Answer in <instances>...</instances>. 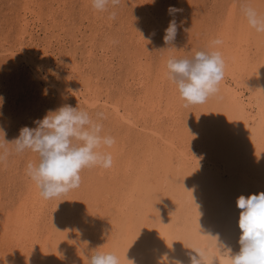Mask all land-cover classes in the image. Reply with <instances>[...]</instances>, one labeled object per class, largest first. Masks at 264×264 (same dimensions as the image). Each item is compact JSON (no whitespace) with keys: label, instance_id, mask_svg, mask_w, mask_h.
<instances>
[{"label":"rangeland","instance_id":"374dc122","mask_svg":"<svg viewBox=\"0 0 264 264\" xmlns=\"http://www.w3.org/2000/svg\"><path fill=\"white\" fill-rule=\"evenodd\" d=\"M83 1L82 0H0V97H3V101H4L2 106H0V130H3V132L5 133V137H3V134L0 133V142H3L4 138L5 141L8 143L14 142L17 138H19L20 130L22 128L24 127L35 128L36 124L34 123V121L42 120L50 110L54 111L60 108L61 106H63L61 96L59 95V93L56 92L57 90H55V88L52 86L53 82L59 85L65 84L68 86H74L76 84L81 85L84 89L83 92L87 93V96H89L90 100H92V98L93 99L95 98L96 100L99 99L101 101L109 100L108 102L110 104L114 105L117 103L119 104L118 106H120L121 109L125 111L126 109L127 110L133 109L134 111H138L139 108H137L136 100H138L139 97L145 96L146 95L145 91L148 92L149 89L150 91L153 88L155 89L154 85L157 84L159 78V76L157 75L160 74V70H161L160 68H162L161 65L164 64V59H163L164 55L161 56V54L165 53V48L167 44L165 43L164 38H162L157 31L155 33L156 38L154 39L155 42L153 46H151L147 51L148 55L146 54V56L142 58L143 61L142 63L145 62L144 65L141 63L142 66L145 67L147 66L150 68L151 66H153V68L149 70V68L146 67L147 69L146 74L142 75L141 72L139 73L140 64L138 58H136L135 53L138 47L137 42L140 40L139 38L143 33L141 30L143 26L142 25L140 26L141 24V16L139 15L140 9L139 6L136 5V3L139 2L138 4H142L143 0H137L138 2H136V0H121V4L117 8L110 9L106 13L105 12L97 13V11H95L92 8L90 1L88 0H83ZM181 1L182 0H158L157 5L159 6L158 8L161 11L160 12L158 10L159 19L163 18L162 20L164 21L165 19L169 18V20L168 19L165 20L166 22H169L168 24H170V22L173 21L174 19H175L174 21H177L178 19L184 21L186 20L184 23H181L184 25H179L180 30L177 29L178 34L177 33L176 34L179 35V37L181 35L182 36L184 35L183 37L181 36L180 38L182 39L181 41L184 43L187 40H189L187 41V44L188 43L191 44L195 48V51L206 49L212 41L217 39L219 40L224 39L221 40L222 41L221 45H223L225 40L227 39V41H229V52H230L229 54L234 58L242 57L246 59L244 60V62L246 61V68L247 67L248 68L246 69V80L243 86L246 92V97L248 98L251 96L253 99H255L259 95L260 86L263 83L262 81L264 80V36H263L264 34L257 33L255 30H252V28L247 24L246 19L241 11V5L243 0H187V2L186 0H184V2L188 5L186 8L182 7L183 9L181 8L182 6ZM250 3L254 7H256L258 11L264 13V7H263L264 0H250ZM170 8L178 9L179 13L178 11L175 13H170L169 12ZM26 10H28L30 13ZM111 11H115L116 13L114 19L109 18ZM32 13L34 14L32 15ZM160 14H162V16L166 15L167 18L166 16L161 17ZM25 19L27 20V22ZM241 19L244 20L242 21ZM238 20L239 22H237ZM29 23L31 24L29 25ZM25 25H27L28 27ZM89 27L92 29H89ZM130 27L133 28L136 27V28H134L131 31ZM214 27H215V31H213ZM21 32H24L25 34L24 33L21 34ZM81 32L84 33L86 36L83 35ZM102 34L103 36H101ZM245 36L248 37L249 41L247 40V38H245ZM92 37L94 40L91 39ZM188 37L190 39H187ZM229 38L234 39L233 40L234 42ZM82 41H84V43ZM260 41L262 42L261 44H259ZM85 42L86 45L83 46ZM245 42L247 43L245 44ZM22 45H24L23 48L26 50V52L31 54L36 59H39L43 52V49L45 50V56H47V58L49 59L50 64L47 65V69L43 71L45 72V76H46L45 79L47 78L49 82L47 81L44 82L45 80L43 79L44 76L43 78L39 77L40 71L37 75H35L33 73V70L25 62H19L17 58L11 57L12 52L16 51L17 53V51L21 48ZM260 45L262 46V48H260L261 47ZM154 46L158 52L155 51ZM179 46L180 45H178L176 50L178 51L179 49V51L181 52H179L177 57L178 56L183 57L185 55L190 56L195 52L194 50L188 49L185 46L183 47L180 46L183 49L185 48L184 51ZM242 46L244 47L241 48ZM86 47L88 48L90 47L89 48L90 50L88 48L87 50ZM125 47L127 48V50L124 49ZM242 50L244 51L246 50L245 53L242 52ZM153 51L155 52L153 53ZM93 53L97 55V56L95 55L96 59L95 58L93 59L94 57ZM133 53L135 57L131 56L133 55ZM156 54L158 55L155 58ZM89 55H91V57ZM105 59L107 61H105ZM89 60L91 63L89 62ZM151 62H153V65ZM79 65L81 68L78 67ZM153 69H155L156 71ZM152 70L154 71L153 74L151 73ZM138 73L142 75L141 79L138 78L140 77ZM140 80H142V82L145 81L143 87L140 86V84H142ZM134 82L135 84H133ZM149 83H151L150 86ZM128 84L130 87L128 86ZM165 90H163L164 93L170 91L168 89ZM166 94H168V92ZM165 98L164 100L166 102L167 97ZM119 100L121 102H118ZM178 103L179 104L181 103L179 107V112H180L179 124L183 125L181 128L179 127L181 131L183 129L181 136H177L178 134L176 135V139L178 140V141L176 140L177 141L176 143L178 146L179 145L181 146L179 147V149L181 148L182 150L186 149V151H188L189 154H194V151L195 153L197 152L198 155L202 154L203 152L209 154H215L213 156L216 158V160L219 161L222 159V157L225 158L226 153H228L227 156H231L232 153V157L230 160H233V157L236 156V152L234 153L233 151L234 147L230 145V147L228 148V146L223 145L222 142H219L220 144H217L218 141H221L220 135L213 136L212 134L210 136L211 138H200V132L198 131V127H197L198 123L196 122L199 121L198 118L201 119L203 116L205 117L207 116L208 119L206 120L208 122H211V120H213L212 117L215 114V111L213 110V106L208 104L211 107V108L209 107L208 109L206 108L208 107L207 103H205L198 106L195 105V106L184 107L185 102L181 98L178 101ZM66 104L71 105L72 107L81 106L80 109L88 111L93 116H95L96 113H102L103 114L102 122L104 124L105 133L113 136L117 142V145L115 143L113 148L110 149L111 154L113 156V166L111 168L85 169L81 174L82 184L78 189L70 191V193H67L66 195L58 199L47 200L44 211H42V214H38L40 217L38 215L34 217V219L38 220L37 223L39 224V225L37 224V227H39L37 228L38 231H36L38 241L35 247H39V246L41 247V251L44 252L43 253L44 258L35 255L33 256V261L35 259H39V260L41 259V261L43 260L42 261L43 264H88L87 257H89L92 254V252L97 250L99 247L104 246L101 250L107 252L106 246L109 241L108 234L113 228V224H118L120 221L118 218H116V216L120 214V212L123 209L120 206L123 203L122 201H124V198H126L127 194L132 190L131 187L129 186L130 181L132 178H135L134 177L135 175H133L131 170L126 166L127 164H125V161H128V159L138 160V156L140 159V155L141 157H143L144 155L146 157L149 154V152H153V149L155 150V152H158L155 149L158 146L160 147L161 151L164 149V144H161L163 142L159 143V141H157L159 139H155L150 134L151 129L155 126V123H157L155 119L156 117H154L155 114L154 115L149 114L147 116L143 115V117L141 116L137 123L138 125L143 124L144 127L143 125L141 126L139 125L138 128L135 127L134 125H129L123 122L119 123V121L115 119L116 118L115 115L111 113L113 111L111 107L104 108L103 105L101 104L100 107L102 108H100L98 105L97 107L87 106L88 107L87 109L86 108L83 109L84 106L81 104L80 101L78 102L77 100H74V97L69 99V101ZM128 106H130L131 108ZM133 106H135L136 108ZM164 106L165 105H163V107ZM196 111L197 112L200 111L199 114L196 113ZM189 112L194 114L190 115ZM147 118L150 119L148 120ZM116 120L118 122H116ZM140 120L141 121L143 120L142 121L143 123ZM151 122H153L154 124H152ZM256 122L257 121L250 120L249 127L251 128V130H254L256 128L257 126ZM150 123L152 124V126ZM190 125L192 126V128H194V130H192V133H195V135H193V137L195 138L188 135L189 131L188 128L186 127ZM160 126L161 127L159 128L162 131L164 129V131H166L167 134L170 133V129L168 130L167 128L170 127V125H168L167 123L164 124L163 122L161 123ZM131 135L133 136V138ZM137 137H139L140 139H138ZM139 142L142 144L140 145ZM221 144H222L221 146L222 148L220 147ZM143 145L144 147H142ZM135 147L136 148L139 147V149L136 150ZM6 148L8 149L9 154L4 160H0V222H1L0 240L1 241H4L3 238L4 233L9 234L10 231L8 232V230L12 231V228L11 227L9 228V226L10 224L13 225L14 222L18 221L17 220L19 219L18 215L19 214L21 215V211L23 212V215L27 217L25 215L27 213H25V211L23 210L30 208L29 207L30 204L34 201L33 192L36 190L35 188L37 187L26 176L25 168L29 161L38 162L39 159L37 154L32 153L30 151H26L21 154L15 153L13 145H6ZM131 148L132 150H130ZM150 149H152V151H149ZM217 150L221 151L220 154L215 153ZM230 150L232 152H230ZM137 151H139L138 154ZM172 159L174 161L173 162L174 165L180 166L179 158L175 154L173 155ZM122 161L124 162V164ZM139 161H137V163ZM150 161L152 162L153 160L151 159ZM150 161L147 162L149 163L147 164V166H149L151 169H156V168L159 169V167H157L159 166V161H157V158L155 159V161L152 162L154 165ZM186 170H188V167ZM186 170L184 171L183 168L180 169L179 171L182 172L180 173V175L178 173L176 174L172 173L174 175L172 176V180L178 181L181 178L182 180L187 178L188 176ZM189 171L190 170H188V174ZM184 174L186 175L184 176ZM155 182L152 181V183ZM28 183L30 184L33 183V184L30 185ZM149 184H151L150 181ZM156 184H158V182ZM159 184H161V182H159ZM29 185L31 186V188ZM28 190L30 193L28 192ZM141 190H142L141 196H140V192L135 195L138 199H136V197L135 198L133 197L132 199L133 201L131 200V202L129 201L128 203L125 202L126 205L129 204L127 205V212L128 211L130 212L133 209L135 212V210L137 209L136 207L139 206V205L135 206L137 204V201H140L139 197H142V193H143V197L145 195L144 188H141ZM255 194L258 195V193ZM144 201L146 200L144 199ZM154 202L156 203V201L153 200L149 201L148 207L151 208V211H153L152 213L160 214L163 211V208L158 203L154 204ZM133 205L135 206L134 208L132 207ZM39 206L40 205H38V207ZM68 207L69 208L71 207V209L69 210ZM106 210L109 212H107ZM27 211L28 210H26V212ZM68 211L69 212L71 211L70 214ZM128 217L127 218L125 217L126 219L125 225L127 226L123 227L124 229L123 232H125L126 229L128 231L129 228V232H132L134 234L130 236L126 234L125 238L124 236L123 238L126 239L127 237H129L128 238L129 240L127 241L130 246L125 245L126 247L124 251V245L120 244L121 242L120 240L122 238L120 240L118 238L121 237L118 234L122 232V228L121 230L119 228L118 230L115 231L116 235L113 234L115 235L113 236L114 237L113 246L116 248H112V250L119 249L121 253H123V255L124 253H126L129 259L135 258L134 260L136 264H138L137 260L138 259L140 260L141 258L144 261L143 263H139V264H151L152 252H150L149 249H146L145 244L147 242H145L144 247H142L140 244L136 242L137 240L134 241L136 238L139 237L138 232L140 228L138 229V227L135 226L137 220L131 218L130 216ZM158 218L155 217L153 219L154 222L151 221L148 223L154 224L157 222ZM5 225H7L8 227L6 228ZM6 239L8 240V238ZM6 239L4 244H2V242L0 241V247L2 246L6 248L9 247L8 244L10 245L11 239L8 240L9 242H6ZM151 239L152 237L150 238V241L147 244L148 245L151 244L152 246L154 243L152 242ZM129 241L131 243L133 241V245ZM34 264L36 263L34 262Z\"/></svg>","mask_w":264,"mask_h":264},{"label":"bare ground","instance_id":"6f19581e","mask_svg":"<svg viewBox=\"0 0 264 264\" xmlns=\"http://www.w3.org/2000/svg\"><path fill=\"white\" fill-rule=\"evenodd\" d=\"M88 1L91 2V0H88ZM136 2H138V1L136 0ZM157 2H158V0H143L142 4H138L139 2L136 3V5L139 6V9H140L139 10L140 11L139 15L141 16L140 26L141 25L143 26L141 29L143 33L139 38L140 40L139 41L137 40L138 45L137 44L136 45L138 47L136 49L135 55H136V58H138V61L140 64L139 73L141 72L142 75L147 73V69H146L147 66L146 67L142 66V64L144 65V63H145V62L142 63L143 62L142 58L146 56L149 48L151 46H153V44L155 42L154 39L156 38L155 33L158 31L160 36L162 38H164L165 30L169 27L168 26L169 22L165 21L167 19L169 20V18H167L166 15L165 16L167 19H165L164 21L162 20L163 18H161V17H165V16H162V14H160L161 19H159L158 10L160 11V9L158 8L159 6L157 5ZM181 2H182L181 8L182 7L186 8L188 4H186L184 2V0H182ZM186 2H187V0H186ZM185 4H186V6H185ZM85 7H88V6H85ZM26 11H28V10H26ZM178 13H179V11H178ZM33 14L34 13H32V15ZM101 19H103V18H101ZM241 20L243 21L244 19H241ZM139 21H137V22H139ZM185 21L180 20V19L175 21L176 27L178 30H180L179 25H184L181 23H184ZM26 22H27V20H26ZM237 22H239V20ZM30 24L31 23H29V25ZM131 24H132V22H131ZM136 24H139V23H136ZM225 24H227V23H225ZM25 26H27V25H25ZM135 26H137V25H135ZM130 28L132 31L136 27H134V28L130 27ZM79 29H82V28H79ZM79 29H78V31H79ZM89 29H92V28L89 27ZM249 30H250V28H249ZM33 31H34V29H33ZM100 31H101V29H100ZM213 31H215V27H214ZM27 32H28V30H27ZM43 32H44V30H43ZM82 32H83V30H82ZM134 32H135V30H134ZM22 33H24V32H21V34ZM133 33H132V35H133ZM176 33L178 34V32H176ZM82 34L85 35L84 33H82ZM95 34H93V35H95ZM177 34L175 35L174 40L167 44V46L165 48V53L161 54V56L164 55V58H163L164 64L161 65L162 66V68H160L161 70L158 68L160 70V74L158 72L159 75H157V76H159V78H158L157 84L154 85L155 89L153 88L151 91L149 89L148 92L145 91L146 95L143 97H139L138 100H136L137 103L136 102L135 103L137 105V108H139L138 111H134L133 109L132 110L126 109V111H125V110L121 109V107L118 106L119 104H117V103L114 104L116 106L110 104L108 102L109 100L108 101H101L99 99L96 100L95 98L94 99L92 98V100H90L89 96H87V93L83 92L84 89L81 85L76 84L74 86H68L65 84L59 85L57 83L51 82L52 86L55 88V90H57L56 92L59 93V95L61 96L63 105H65L69 101V99H71L72 97H74V100L81 102V104L84 106V107L82 106L83 109L84 108L87 109L88 108L87 106L97 107L99 105V107H100V105L102 104L104 108L111 107L113 109V111L111 113H113L115 115V117H116L115 119H117L119 121V123L123 122V123L129 124V125H134L135 127L139 128L140 124L138 125L137 122L141 116L143 117V115L147 116L149 114H153V115L155 114L154 117H156L155 119H156L157 123H155V126L152 128L154 130L151 129L150 134L155 139H159V140H157V141H159V143L163 142L161 144H164V149L161 151L160 147L158 146L159 148L158 147L155 148L158 152H155V150L153 149V152H149V154L146 157H145V155L143 157H141V155H140V159H139V156H138V160L133 159L136 161L129 160V159H128V161H125V164H127L126 166L131 170L133 175H135L134 176L135 178L131 179L129 186L131 187L132 190L127 194V197L125 196L126 198H124V201H122L123 203L120 205L123 209L120 212V214H118L116 216V218H118L120 221L118 224H113V228L111 229L110 233L108 234L109 237L107 236L109 238V241H108L107 246H106V251L112 252V253H115L116 255H118L120 257L121 264H128L127 259H129V258H128L126 253H124V255H123V253H121V251L119 249H115V250L113 249L112 250V248H116L113 246V240H114L113 236L116 235L115 234L116 230H118L119 228L121 230V228H122V232H120L119 234L117 233L118 235L121 236V237H118L119 240L122 238L120 240L121 241L120 244L124 245V251H125V247H126L125 245L130 246L128 241H127V240H129L128 239L129 237H127L126 239H124V238H125L126 234H128L130 236L134 233L129 232V228H128V231L126 229L127 232L126 231L123 232V230H124L123 227L127 226V225H125L126 224L125 223V220H126L125 217L127 218L128 216L136 219L137 221H136L135 226H137L138 229L140 228V230L138 232L139 237L136 238L134 241L137 240L136 242L138 244H140L142 247H144L145 242L148 243L150 241V238L152 237L151 240L154 244L152 246H151V244L150 245H148L147 243L145 244L146 249H149V251L152 252L151 264H161V260L164 256H167L169 261L180 260L183 262V264H190L189 254L191 253L194 255L195 253L191 249H187V248H192V247L201 248V249L206 250V252H207V264H224V259L220 256V254L218 252L217 245L224 244V245L231 247L233 250V254L238 253L240 250L239 238H240L242 233H241V230L239 228V218H240V213L242 210L240 208H238V205H237V201H238L239 197L244 196L245 198H248L252 195H257L255 193H258V195L260 193H264V80L262 81L263 83L260 86L259 95L255 99H253L251 96L247 98L246 92H245L244 86H243L245 84V80H246V69L248 68V67L246 68V61L244 62V60H246V59H244L242 57H235L234 58L233 56H231L229 54L230 53L229 52V41H227V39H226L224 44L219 46V50L222 52L224 59H225L224 79L221 82L219 93L216 96L211 97L208 100V102H207L208 107L205 106L208 109L210 107L209 105L213 106V110L215 111V114L212 117L213 120H211V122H208L206 120V119H208L207 116L206 117L203 116L201 119L198 118L199 121H197L196 123H198L197 127H198V131L200 132V138H211L210 136L212 134H213V136L214 135H220L221 141H218L217 144H220L219 142H222L223 145L228 146V148L230 147V145H232L234 147L233 148L234 153L236 152V156L233 157V160H230L232 157V153H231V156H227L228 153H226L225 158L222 157V159L219 161V160H216V158L213 156L215 154H209V153L203 152L202 154L198 155V153L197 152L195 153V151H194V154H189L188 151H186V149L185 150H182V148L179 149V147H181V146L180 145L178 146L176 143L178 141L176 139V135L178 134L177 136H181V133L183 131V129H182V131L179 129V127L181 128L183 126V125L179 124V115H180L179 107H180L181 103L179 104L178 101L180 100V96H179V93L177 92V90L174 88V85L169 81V79L167 77L166 64H167V60L170 56H176L177 57L179 52H181V51H179V49H178V51L176 50L178 45H180L182 47L185 46L186 48L194 50V51H195V48L191 44H189V43L187 44V41H189V40H187L186 42L183 43L181 41L182 39H180L182 35L179 37V35H177ZM249 34H251V33H249ZM101 36H103V34ZM246 36H247V34H246ZM246 36H245V38H247V40H248V37H246ZM189 37L187 39H190ZM241 38H243V37H241ZM251 38H253V37H251ZM91 39H93V37ZM229 39H231V38H229ZM84 40H85V38H84ZM221 40H224V39H221ZM231 40L233 41L234 39H231ZM32 41H33V38H32ZM121 41H123V40H121ZM235 41H237V40H235ZM82 42L84 43V41H82ZM83 43H82V45H83ZM111 43H112V41H111ZM246 43L247 42H245V44ZM261 43L262 42L260 41L259 44H261ZM85 45H86V42L83 46H85ZM122 45H124V44H122ZM23 46L24 45L21 46V48L17 51V53H16V51L12 52L11 57L17 58L19 62H25L33 70V73L35 75H37L40 71L39 77L43 78V76H44L43 79H45L46 76H45V72L43 70H46L47 65L50 64L49 59L47 58V56H45V50L43 49V52H42L40 58L36 59L31 54L26 52V50L23 48ZM197 46H198V43H197ZM182 47H180V48H182ZM243 47L244 46H242L241 48H243ZM87 48L88 47H86V49ZM169 48H175V49H169ZM260 48H262V46ZM124 49L127 50L126 47ZM154 49H155V46H154ZM155 51H157V49H155ZM155 51H153V53ZM239 51H237V52H239ZM245 51L242 50V52H244V53H245ZM130 52H131V49H130ZM188 52H189V50H188ZM126 53H129V52H126ZM9 55H10V53H9ZM95 55L96 54H94L93 59L95 58ZM157 55L158 54H156V56L154 55L155 58L157 57ZM184 55H185V52H184ZM89 56L91 57V55H89ZM131 56H134V53ZM185 56H183V57H185ZM250 56H252V55H250ZM245 57H247V56H245ZM178 58H179V56H178ZM105 61H107V60L105 59ZM89 62H90V60H89ZM76 63H74V64H76ZM108 63H109V61H108ZM132 63H133V61H132ZM151 63L153 65V62H151ZM248 64H250V63H248ZM154 65H155V63H154ZM109 66H107V67H109ZM78 67H80V65ZM147 68H149V70H151L153 68V66H151V68L150 67H147ZM104 69H106V68H104ZM74 70H76V69H74ZM153 70H155V69H153ZM153 70L151 71L152 74L154 72ZM159 70H157V71H159ZM142 75H140V77H138V75H137V77L139 79H141ZM88 79H91V78H88ZM46 81L49 82V80H47V78L44 80V82H46ZM140 81L142 83V84H140V86L143 87L145 81L144 82H142V80H140ZM75 83H76V81H75ZM153 83H154V81H153ZM133 84H135V82ZM150 85H151V83H149V86ZM128 86H129V84H128ZM132 88H133V86H132ZM165 89L170 90V91H167L168 94H166L167 92L164 93L163 90H165ZM105 90H106V88H105ZM50 93H52V92H50ZM134 93H135V91H134ZM250 93H251V91H250ZM253 93H254V91H253ZM118 97H119V95H118ZM165 97H167L166 102L164 100ZM118 102H121V101L119 100ZM163 105H165V106L163 107ZM125 106H124V108H125ZM128 107H130V106H128ZM133 107H135V106H133ZM100 108H102V107H100ZM191 109H193V108H191ZM180 110H181V108H180ZM199 112L196 111V113H198V114H199ZM191 114H194V113H190V115ZM147 119L149 120L150 118H147ZM111 120H112V118H111ZM117 120H116V122H118ZM250 120L257 121L256 122L257 126L254 130H251V128L249 127ZM160 121H163L164 124L167 123L168 125H170V127H167L168 130L170 129V133L167 134L166 131H164V129L162 131L159 128V127H161L160 126L161 123H163ZM151 123L154 124L153 122H151ZM152 124H151V126H152ZM141 125H143V124H141ZM151 126H149V127H151ZM143 127H144V125H143ZM146 127H148V126H146ZM164 127H166V126H164ZM186 128H188V131H189L188 135L193 137V135H195V133H192V130H194V128H192L191 125L186 127ZM140 131H142V130H140ZM143 133H145V132H143ZM132 138H133V136H132ZM137 138L140 139L139 137H137ZM193 138H195V137H193ZM229 138H230V140H229ZM215 141H217V140H215ZM151 142H153V141H151ZM193 143H195V142H193ZM141 144L142 143H140V145ZM116 145H117V142H116ZM144 145L142 147H144ZM181 145H183V144H181ZM221 146H222V144L220 145V147ZM188 147H189V145H188ZM137 149H139V147L136 148V150ZM130 150H132V148ZM142 150H145V149H142ZM215 150H216V148H215ZM149 151H152V149H150ZM138 152L139 151H137V154H138ZM147 152H148V150H147ZM220 152H221L220 150H217L215 153L220 154ZM230 152H232V151L230 150ZM113 153H116V152H113ZM119 154H117V155H119ZM137 154H136V156H137ZM174 154L179 158L180 166H176L173 164L174 161L172 158H173ZM115 158H116V156H115ZM156 158H157V161H159V166H157V167H159V169H157V168L151 169L149 166H147V164H149L147 162L150 161L151 159L153 161H155ZM137 161H139V162L137 163ZM131 162L133 165L131 164ZM177 162H178V160H177ZM134 163H136V164H134ZM123 164H124V162H123ZM187 167H188V170H190L189 174H188V170H186ZM138 168L140 171L138 170ZM182 168L184 171L186 170L188 177L185 178L184 180H182V178H181L178 181L177 180L173 181L172 176H174V175L172 173H175V174L178 173L180 175V173H182V172L179 170ZM185 175L186 174H184V176ZM191 180H193V181H191ZM149 181L152 185L149 184ZM152 181L153 182L157 181L158 184H159V182H161V184L163 186L161 184H159V185L156 184L157 182L152 183ZM28 184H30V183H28ZM32 184H30V185H32ZM30 188H31V186H30ZM141 188H144V194H145L144 197H143V193H142V197H139L140 198L139 200L142 202L137 201V204L135 206H137V205H139V206L136 207L137 209L135 210V212H134V209L130 212L129 211L127 212V205H129V204L126 205L125 202L126 203H128L129 201L131 202L133 197L135 198L136 197L135 195L138 194L139 192H140V196H141V192H142ZM35 189H36L35 190L36 192L35 191H34L35 193L33 192L34 198L32 197L34 199V201L32 200L33 202L30 204V206H29L30 208L23 210V211H25V213H27V214H25L27 217H25L23 215V212L21 211V215L20 214L18 215V217H19V219H17L18 221L15 220L16 222H14L13 225L10 224V226H9V228L10 227L12 228V231L5 229V230H8V232L9 231L10 232H9V234L4 233V235H3L4 241H1V240L0 241L2 242V244H4L5 239L8 238V240L11 239L10 240L11 242H10V245L8 244V246H9L8 248L3 247V246L0 247V264H34V262L36 264H43L42 263L43 260L41 261V259L39 260V259L34 258L35 260L33 261V256H35V255L36 256L38 255V256L44 258V256H43L44 252L41 251V247L40 246L35 247V245H37L36 243L38 241L36 231H38L37 228H39V227H37V224H38L37 221L38 220L34 219V217L37 216L38 214H42V211H44V208L46 207L45 205H46L47 200L44 199L40 195V191L38 188H35ZM28 192H29V190H28ZM136 199H138V198L136 197ZM144 199L146 201H144ZM151 200L156 201V203H158L159 205L162 206L163 211L160 214L152 213L153 211H151V208L148 207V202ZM28 202H29V200H28ZM132 203H134V202H132ZM156 203L154 202V204H156ZM38 205H40V206L38 207ZM135 206L133 205L132 207L134 208ZM150 206H151V204H150ZM70 209H71V207L69 208V210ZM26 210H28V211L26 212ZM70 212H69V214H70ZM107 212H109V211H107ZM101 217H103V216H101ZM155 217H157V218L159 217L157 219L156 223H154V224L148 223V222L153 221V219ZM127 222H129V221H127ZM5 226H6V228L8 227L7 225H5ZM87 232H90V231H87ZM113 234H115V235H113ZM201 234L204 236H202ZM123 236H124V238H123ZM207 236H209V237H207ZM210 237L215 238L217 240L212 239ZM132 238H134V237H132ZM8 240L6 239V242H9ZM137 243H136V245H137ZM120 244H119V246H120ZM131 244L133 245V241ZM146 252H147V250H146ZM126 257H127V259H126ZM134 259L135 258H130L129 260L133 261L136 264ZM137 261L139 264V263H143L144 260L141 258L140 260L138 259Z\"/></svg>","mask_w":264,"mask_h":264},{"label":"clouds","instance_id":"9594fccd","mask_svg":"<svg viewBox=\"0 0 264 264\" xmlns=\"http://www.w3.org/2000/svg\"><path fill=\"white\" fill-rule=\"evenodd\" d=\"M120 4L121 0H91L92 8L97 12H107ZM177 11L175 8L169 9L170 13ZM241 11L247 24L257 33L264 34V13L258 11L250 0H243ZM115 15V11H111L109 18L114 19ZM176 32V22L173 20L165 30L166 44L174 40ZM221 44L222 41L217 39L206 49L197 50L190 56L168 58L167 77L185 102V107L205 104L219 93L225 74V59L219 50ZM3 102V97H0V106ZM102 121V113L93 116L79 106L65 104L54 111L50 110L42 120L34 121L35 128H22L14 142L8 143L4 138L0 142V160L9 154L6 145H13L17 154L26 151L37 154L38 162L29 161L25 174L44 199H58L81 186V174L85 169H109L113 166L110 149L116 140L105 133ZM0 133L5 137L3 130ZM237 205L242 210L239 218L242 233L239 238L240 250L233 254L231 247L220 244L217 245L218 252L224 264H264V193L248 198L241 196ZM103 247L87 257L88 264H121L118 255L102 251ZM187 249L195 253L189 254L190 264H207L205 249ZM127 261L134 264L129 259ZM161 264L183 262L169 261L164 256Z\"/></svg>","mask_w":264,"mask_h":264}]
</instances>
